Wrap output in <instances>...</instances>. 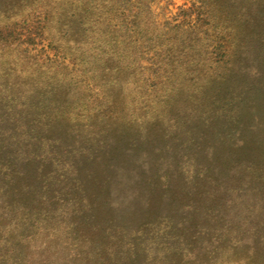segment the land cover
<instances>
[{
  "label": "rangeland",
  "instance_id": "374dc122",
  "mask_svg": "<svg viewBox=\"0 0 264 264\" xmlns=\"http://www.w3.org/2000/svg\"><path fill=\"white\" fill-rule=\"evenodd\" d=\"M77 1L0 0V32L3 37L13 31L15 35L21 33L23 40L18 46H10L9 38L8 44L0 41V96L12 94L30 103L37 102L45 112L70 111L63 120L71 126L70 136L83 146L88 144L87 135L102 132L94 117L95 105L104 101L101 96L116 102L122 114L114 125L134 139L135 145L126 146L127 163L122 166L125 170L114 176L118 185L108 193L113 209L107 211L104 207L100 215L112 212L117 216L121 222L117 224L128 231L124 241L130 240L135 220L145 212L138 181L140 176H149L150 167L164 172L177 163L176 169L186 171L183 177L188 180L195 169L198 179L201 169L213 171L208 176L212 180L197 181V187L213 185V198L205 197L202 205L219 207L224 213L221 221L200 216V227L209 230L193 237L198 243H192L186 235L180 236L176 244L181 250L174 248V241L164 239L163 232L150 234L141 243L143 255H138L139 264H264V251L252 239L251 232L243 226L237 228L247 217L258 219V223L264 220L262 183L242 165L251 161L255 153L264 161V0L148 2L149 10L139 13V22L158 23L162 32L156 42L161 40L163 45L160 60L166 69L171 62L182 64L184 69L188 60L204 65L209 73V42L216 38L233 51L222 76L217 68L218 79L183 91H179L178 81L170 82L174 79L167 83L161 80L152 90L153 82L142 78L138 69L147 67L149 62L140 52L129 49V42H133L124 28L128 19L122 23V16L118 15L119 32H107L106 37H101L90 32L93 18L82 11ZM190 12L206 13L211 22L192 27L188 38L184 31ZM38 15L47 17L44 33L35 30L36 35H29L32 26L28 24L34 23ZM179 38L186 42H174ZM101 52L112 54L113 58L109 60ZM116 67L124 68V72L117 74ZM65 93L66 98L62 99ZM62 101L69 110L57 108L56 104ZM11 108L13 111L0 110L8 115L22 112ZM33 112L29 116H34ZM77 112L81 115L77 116ZM108 140L112 142L114 137L108 135ZM243 142L247 149L240 147ZM236 158L240 166L233 162ZM201 164L205 167L198 168ZM215 167H219L220 175ZM45 198L26 216H22L27 209L20 208L25 203L21 199L11 200L12 205L5 208L12 210L9 217L2 216L4 205L0 204V264L114 263L111 244L107 245L108 252L98 256L93 251L96 244L73 232L64 210ZM230 221L234 224L228 225ZM241 239L243 242H239ZM165 241L170 242L168 246ZM170 253L165 263L161 258Z\"/></svg>",
  "mask_w": 264,
  "mask_h": 264
},
{
  "label": "trees",
  "instance_id": "16d2710c",
  "mask_svg": "<svg viewBox=\"0 0 264 264\" xmlns=\"http://www.w3.org/2000/svg\"><path fill=\"white\" fill-rule=\"evenodd\" d=\"M149 1L152 0H78L77 2L83 7L82 11L93 18L90 32L101 37H106L107 32L113 35L119 32L121 24L118 21V15L122 16V23L128 19L124 28L127 33H130L129 37L133 42L132 44L129 42V49L133 53L140 52L149 62L147 67L139 66L138 69L142 78L153 82L150 85L152 90L156 88L159 81L165 80L167 83L171 79H174L170 81L171 83L178 81L181 84L179 91L194 90L199 88L198 83L202 82L204 86L211 79H218L217 68L221 69V76L227 71L233 51L219 38L209 42L212 47L209 58V61H212V69L209 73L206 72L204 65L199 66L198 63L188 60L184 63V69L181 67L182 64L176 62L169 63L166 69L160 60L163 45L160 43L161 40L156 42L158 34L162 32L158 29V23L142 20L139 22V13L149 10ZM205 14L190 12L187 15L188 23L184 32L187 33L188 38L191 36L189 31L194 30L192 27H197L198 24L202 26L210 24L211 19H208ZM46 19V16L38 15L34 23L31 21L28 24L32 26V31L30 30L28 34L36 35L35 30L43 34ZM25 22L23 20L22 24ZM137 35H140V38H136ZM20 37L21 33L15 35L14 31L4 37L0 32V41L8 44L6 38H9L10 46L22 45L23 40H20ZM176 40L174 42L178 44L186 42L181 38ZM187 42L190 40L188 39ZM171 47L175 48V46ZM101 54L107 55L109 60L113 58L112 54L105 52ZM115 70L117 74L124 72V68L121 67H116ZM1 73L8 75V72L4 70H1ZM190 83L196 84L197 87H191ZM6 85L14 87L11 83ZM10 95L0 96V109L13 111L11 108L13 107L22 112L18 115H8L1 113L0 110V204L4 205V209L0 206L2 216L9 217L11 214L12 210L5 209L10 207L11 200L25 201L20 208L27 209L26 213L21 214L26 216L36 210L38 202L46 201V198L44 200L43 198L47 197L52 200L51 205H58L67 214L68 223L73 232L79 233L81 239L96 244L93 251L98 253V256L108 252V244L113 246V253H111L115 258L113 264H139L138 255H143L141 243L148 239L150 234L158 231L164 233V239L174 241V248L179 250L181 248L176 241L182 235L189 237L187 239L192 243H198L193 240V237L201 231L209 230V227H200L199 217L203 216L205 219L214 221H221L224 217L219 207L212 204L202 205L205 197L213 198L211 191L213 185L209 183L206 188L197 187V181L207 182L210 179L208 176L213 171L201 169L202 175L198 179L199 173L195 169L188 180L183 177L186 171L176 169L177 163L172 166V169H166L164 172L150 167L149 176L146 178L140 176L138 181V194L141 195L145 212L140 219L135 220L136 225L133 234L130 233V240L124 241L128 231L117 224L121 223L117 221V216L111 215L112 212H109V215H100L102 209H106L104 207H107V211H112L108 193L118 185L114 176H117L119 171L125 170L122 166L127 163L124 154L126 146L135 145L134 139L119 132L118 126L114 125L122 114L116 102L101 96L104 101L100 100L95 105L94 117L100 123L102 132L100 134L92 132L87 135L88 144L83 146L77 144L70 136L71 126L63 120L69 117L70 111L45 112L37 102L30 103ZM66 95L65 93L62 99H65ZM56 106L57 108L68 107L65 101L57 103ZM30 111H34V116H29ZM77 113V116L81 115L80 112ZM57 120L59 122L55 125ZM108 135L114 137V141L110 142ZM240 147L243 150L247 149L244 142ZM174 149L178 148L174 146ZM211 161H213L212 158ZM233 162L237 163V166L241 165L238 158L233 159ZM246 163L248 165L245 163L242 165L258 178L264 192V161L258 159L255 153L251 161ZM204 167L201 164L198 168ZM215 169L220 175L219 167ZM112 171H114L113 174H111ZM213 181L217 182L215 179ZM137 198L138 195L135 196V200ZM254 199L261 202V199L255 196ZM164 210L167 213H164ZM243 220L241 225L238 223L237 228L240 229L241 226L247 228L255 243L258 242L260 245V250L264 251V220L259 223L258 219L253 221L250 217ZM231 224L234 223L230 221L228 225ZM203 240L204 238L200 242ZM169 241H165L164 244L168 246ZM241 241L243 242L242 239L239 240ZM252 244H254L253 241ZM171 254L168 256L164 254L161 259L168 263L167 260L170 259Z\"/></svg>",
  "mask_w": 264,
  "mask_h": 264
}]
</instances>
